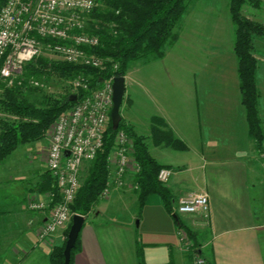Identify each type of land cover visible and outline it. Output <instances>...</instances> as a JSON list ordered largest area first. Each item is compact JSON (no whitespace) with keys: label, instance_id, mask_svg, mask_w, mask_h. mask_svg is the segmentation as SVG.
Wrapping results in <instances>:
<instances>
[{"label":"crops","instance_id":"crops-1","mask_svg":"<svg viewBox=\"0 0 264 264\" xmlns=\"http://www.w3.org/2000/svg\"><path fill=\"white\" fill-rule=\"evenodd\" d=\"M178 42L169 49L173 51L172 47H177ZM169 54L172 52L164 53L160 60H166ZM179 61L184 64L183 58H178ZM188 72L190 74V69ZM235 75L232 89L221 88L224 75H217L218 86L214 82L208 90L200 91L190 87L186 91V102L182 90L178 96L181 100L170 102L164 109L157 104L158 110L147 117L149 124H134L131 117L125 119L137 136L145 138V143L150 140L154 152V155L149 153L150 156L158 164L170 168L171 176L164 186L171 195V212L181 196L207 194L208 219L198 215L179 216L181 223L194 235L197 255L205 264H264V154L257 150L249 136L237 72ZM193 99L195 106L191 107ZM185 110L189 113L188 120ZM258 114L264 151V119L259 109ZM152 117L163 119L166 128L186 149L155 146L150 137ZM140 127L145 129V134ZM39 142L41 144H37ZM48 143L45 138L30 143L36 156L25 165L32 168L28 176L25 173L23 177L24 172L18 167L0 171V264H50L51 244L39 243L36 236L48 211H33L27 207L31 197L38 199L45 195L41 185L47 180ZM172 152L179 153V158H173ZM22 179L27 184L15 188L14 183ZM140 217L142 223L152 218L164 225L150 238L156 242L146 243L161 245L158 255L148 254L139 243L134 221ZM176 228L158 196L149 197L138 216L134 191L129 187L114 189L85 219L79 234V250L72 264H138L137 244L145 264H191L190 255L183 251L178 241ZM62 234L63 231H58L52 237L55 247L62 245Z\"/></svg>","mask_w":264,"mask_h":264},{"label":"trees","instance_id":"trees-1","mask_svg":"<svg viewBox=\"0 0 264 264\" xmlns=\"http://www.w3.org/2000/svg\"><path fill=\"white\" fill-rule=\"evenodd\" d=\"M102 8L95 7L87 17L97 22L96 27L90 24L91 32L99 36V45L85 48L98 57L110 60L105 70L100 71L91 67L67 63L65 61L48 60L41 55L35 57L23 66L22 77L10 87H2L0 108L15 119L0 121V162L17 149L25 145L40 141L46 134L55 119L70 109L74 104L72 94L62 99L43 96L39 106L28 102L27 96L32 88L29 81L43 75L55 76L58 79L70 80L77 75L88 79L89 88L100 86L101 80L109 77H124L131 63L141 59L153 57L161 59L167 44L177 40L174 29L177 27L187 5L192 0H99ZM7 0H0V9ZM259 7V0H230L229 15L234 26L233 53L236 58V72L241 104L245 110L249 136L254 141L259 152L262 149L263 134L258 114L259 93L256 86L257 59L254 56V39H264V25L254 22L243 16L241 9L244 5ZM44 44L50 40H42ZM117 65V69L113 66ZM82 92L79 91V95ZM118 130H123L132 140L133 157L139 171L133 176L134 190L140 210L151 196H158L166 210L171 214L177 228H182L192 241V248H197L194 235L170 211L171 195L168 189L158 181L157 176L161 169L169 167L158 164L148 151L145 138L137 136L132 127L121 118L119 126L114 129L109 122L103 136L102 148L95 158L89 162L90 167L83 184L78 191L72 206L74 213L87 217L91 208L99 201L100 195L106 186L109 175L107 158L114 144V137ZM150 134L155 146L164 145L176 150H185V145L176 139L166 128L165 122L159 117L151 118ZM47 180L41 185V190L48 191L51 180L47 173ZM70 225L65 230V237ZM66 239L61 246L54 247L49 253L50 264H63V250ZM79 237L71 251V260L79 250ZM138 264H145L141 260V248L137 244ZM193 253L190 251L193 264ZM199 256V255H197ZM200 257V256H199Z\"/></svg>","mask_w":264,"mask_h":264},{"label":"built area","instance_id":"built-area-1","mask_svg":"<svg viewBox=\"0 0 264 264\" xmlns=\"http://www.w3.org/2000/svg\"><path fill=\"white\" fill-rule=\"evenodd\" d=\"M99 0H7L0 9V77L8 79L41 55V49L67 63L100 71L110 60L98 57L85 48L99 45V36L87 32V15ZM50 40L44 44L42 40ZM117 69V65L113 66ZM115 76L101 80L99 87L89 88L88 79L77 75L71 81L73 106L59 115L49 128L46 150L47 173L51 186L42 198H30L29 210H47L48 215L36 231L37 241L44 243L58 231L66 229L74 214L72 206L80 189L83 165L91 162L102 148L103 136L110 122L112 84ZM79 91L82 92L78 96ZM1 133V130H0ZM109 175L101 197L113 189L128 186L137 189L133 176L139 167L133 157L132 140L118 130L107 158ZM132 176V180H130ZM171 176L161 169L157 179L163 185ZM130 181V182H129ZM172 214L209 217V199L205 193H192L178 198ZM176 235L184 252L196 251L182 228ZM193 264H205L193 253Z\"/></svg>","mask_w":264,"mask_h":264},{"label":"rangeland","instance_id":"rangeland-1","mask_svg":"<svg viewBox=\"0 0 264 264\" xmlns=\"http://www.w3.org/2000/svg\"><path fill=\"white\" fill-rule=\"evenodd\" d=\"M229 1L230 0H192L188 3L184 14L173 31L179 41L178 46H174V48L172 47L173 51L169 49L173 44H167L164 48V53L172 52V54H169L167 59L163 61L149 57L129 65L124 76L125 93L120 107V116L124 121L131 117L134 124H137L138 122L149 124L150 122L147 117H150L156 112V110H158L157 104L164 109L168 107L170 102L172 103L181 100L178 96H181L182 90L185 91L184 101L186 102V91L190 90V87H194V90L198 89L199 91L208 90V86L217 81L215 79L217 75H224V78L221 81V86L223 87L221 88H233V85L236 83V60L232 51L234 43V26L230 20L228 10ZM102 6V1H99L96 8H102ZM241 13L248 19L264 25V0H261L259 7H252L248 4L244 5L241 9ZM90 24L97 28V22L87 17L86 26L88 30H91ZM41 56L48 60L62 61L58 56L49 53L46 49H41ZM254 56L258 61V69L256 72V86L259 93L258 109L264 119L263 38L254 39ZM178 58H180V60L183 58L184 64H182L181 61L177 62ZM189 69L190 74L188 72ZM22 73L23 67L19 73H14L8 79L0 77V85L5 88L12 86L14 82L20 80ZM218 80L220 81L221 79ZM71 81L72 79L62 80L51 75L32 78L29 81L32 90L27 96L28 102L35 106H39L43 96L62 99L68 94H71ZM214 84L218 86V82H215ZM200 85H203L202 88H200ZM1 86L0 99L2 95ZM214 87L215 85L212 86L210 90H213ZM194 106L195 101L193 99L191 100V107ZM186 113L187 111L185 112V119L188 120L189 116L187 115L189 113ZM13 119L15 118L0 108V121ZM140 130L145 134V129L140 127ZM47 134L45 141L48 142L49 135ZM146 141L149 153L154 155L150 140ZM37 144L41 143L39 142ZM172 153H174L171 155L173 158H179V153ZM32 156H36L32 145H19L17 149L13 151L10 156L2 162V164H0V171L7 170V168L10 167L11 169L18 167V170L22 168L21 170L24 172L23 177L26 176V174L28 176L32 173V168H27L26 166L28 165V162L31 161ZM89 167L90 164L87 163L81 171V186L88 174ZM27 171H29V173ZM130 175V180H132L133 174L130 173ZM22 180L23 181L15 182L14 187L21 188L23 184H27L24 179ZM123 188L125 187L120 189ZM131 190L134 191L133 189ZM110 194L106 197H101L100 195L98 202H100L101 199L105 200ZM98 202L91 208L87 217H89L91 212L94 211V208L97 207ZM142 219L143 218L140 217L136 218L134 221V226L137 228L139 243L141 244L142 249L148 254L158 255L160 253V250L158 249L161 245L156 243H153V245H147L146 243L156 242L151 241L155 239L150 238H153V236L163 228L164 225L163 223H160L158 219L150 218L145 220L144 223H142ZM69 225H71V222ZM66 229L60 230L63 231V243L66 239ZM145 232L148 234V237H145ZM141 234H143V237H141ZM46 243L51 244V250L55 247L54 238L52 237L48 239Z\"/></svg>","mask_w":264,"mask_h":264},{"label":"water","instance_id":"water-1","mask_svg":"<svg viewBox=\"0 0 264 264\" xmlns=\"http://www.w3.org/2000/svg\"><path fill=\"white\" fill-rule=\"evenodd\" d=\"M113 96H112V108L110 112V122L114 129H116L121 121L120 107L122 104V99L125 93V78L115 77L112 84ZM75 100V95H73ZM176 217V216H174ZM86 217L74 214L71 220V225L67 234V239L65 242L63 257V264H70L71 251L75 247L76 240L79 237L80 231L83 227Z\"/></svg>","mask_w":264,"mask_h":264}]
</instances>
